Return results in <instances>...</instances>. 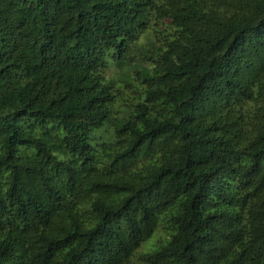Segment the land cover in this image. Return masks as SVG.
I'll use <instances>...</instances> for the list:
<instances>
[{"label":"trees","instance_id":"obj_1","mask_svg":"<svg viewBox=\"0 0 264 264\" xmlns=\"http://www.w3.org/2000/svg\"><path fill=\"white\" fill-rule=\"evenodd\" d=\"M0 264H264V0H0Z\"/></svg>","mask_w":264,"mask_h":264},{"label":"rangeland","instance_id":"obj_2","mask_svg":"<svg viewBox=\"0 0 264 264\" xmlns=\"http://www.w3.org/2000/svg\"><path fill=\"white\" fill-rule=\"evenodd\" d=\"M152 35V33H149ZM163 36L162 32H159L158 37L161 38ZM148 37V38H152ZM146 34H144L141 37V41L138 42V45L135 46L131 54H129V59L131 57L130 62L134 65H146L150 64L151 62V52L150 49L152 47L150 46L153 42L146 41ZM145 39V40H144ZM127 70H130V65L126 67ZM119 67H117L115 64H112L106 71V74L108 78H115L117 87L121 89L117 102L115 103V109L117 111H121L120 113H123V111H126L129 106H132V103L136 101V99L139 97L140 91H141V84L139 80L132 79L130 80V83L128 81L122 82L121 77H123V74L119 72ZM131 72V71H129ZM134 74V73H133ZM107 133L103 132V136L98 135L97 140L104 139L106 137ZM96 141V140H95ZM96 145V144H95ZM151 242V241H150ZM145 243L140 249L139 253H143L145 251H148V245L149 243Z\"/></svg>","mask_w":264,"mask_h":264}]
</instances>
